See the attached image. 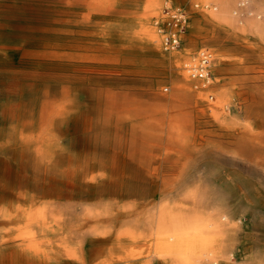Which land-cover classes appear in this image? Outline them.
Returning a JSON list of instances; mask_svg holds the SVG:
<instances>
[{
  "label": "bare ground",
  "instance_id": "1",
  "mask_svg": "<svg viewBox=\"0 0 264 264\" xmlns=\"http://www.w3.org/2000/svg\"><path fill=\"white\" fill-rule=\"evenodd\" d=\"M189 1L264 47L260 0ZM161 3L0 0V264H264V240H245L264 227V64L230 65L223 46L145 56L150 17L174 13ZM202 52L217 80L234 70L229 88L195 75ZM180 76L188 113L221 128L178 130L196 123L175 112Z\"/></svg>",
  "mask_w": 264,
  "mask_h": 264
},
{
  "label": "rangeland",
  "instance_id": "2",
  "mask_svg": "<svg viewBox=\"0 0 264 264\" xmlns=\"http://www.w3.org/2000/svg\"><path fill=\"white\" fill-rule=\"evenodd\" d=\"M143 1L144 0H139L140 3H142ZM166 1L170 4L169 8H171L172 10H174V8L177 6H180L184 10V12L186 13L185 19L181 24L176 23L175 24L176 26H175V25L171 24V21H169L171 19L169 16H172L171 14H169L168 17H167V15L164 16L161 14L162 18H160L158 20L156 19V21H154L155 17H153V15H152L150 17L149 23L147 25H149L150 28L154 27V32L160 36L161 40L158 39L157 42L145 43L143 45V46H145V47H143L144 49L143 48L141 49L142 51H146L145 56H149V55L153 54L150 52L151 48L152 49L154 48V50L158 51L161 55L168 54L170 52L169 51L170 48L164 49L165 46L162 45V40H163L165 35L171 34V35H174V37H176L178 39V42L180 44L178 51L182 52V54L184 56L195 53L198 49L203 48L205 46L209 47L211 50H212V48L217 49L218 47L222 48V46H223V47L230 48V51H231V49L235 50V52L233 54L228 53V54L221 55L222 56L221 61L226 60L225 62H227V61L233 62V64H230V65L255 67V66H259V65L264 64V61H263V59H264V47L258 46V44H256L257 40L253 35H249L247 37H244V35H242L241 32H237L238 36H232L231 34L225 32L224 30L212 28L209 25V23H207L206 17L204 15V11L202 10V8L194 6V4L191 3V1H189V0H186V1L185 0H163V1L160 0V2H162L160 4V11H161V8L163 7V5H165V6L167 5ZM259 2H260V5L264 6V0H262L263 3L261 2V0ZM133 18L135 19V17H133ZM154 22H156V23L154 24ZM188 22H191V24H189V27L186 26V24ZM182 25H183L182 28H184L185 30L180 32V30H181L180 28ZM175 29H176V31L178 30L182 34L183 40L180 39L178 36H176ZM202 35H207L206 36L207 37L206 42H202L201 39H204V37H202ZM216 35H217V37H216ZM188 37H192V40L198 39L197 44L196 43L195 44L188 43L187 42ZM199 41H201V42H199ZM246 42H247V44L248 43L251 44V46L253 47L252 48V50H254L253 53H249V52L245 51L247 49V47L245 46ZM131 49L135 50V48L133 49L132 46H131ZM132 57H133L132 61L131 62L129 61V64L130 65L132 64L133 67L136 65H139L140 61L137 62L138 61V54L132 53ZM218 65H219V63L217 65H214V66L218 67ZM232 71H234V70H229L228 73H225L224 75H220L218 77V80H217L215 78V76L213 75L212 69H209V77L211 79V84L215 82V83H217V87L222 86L224 88H229L228 86H231V85L227 86V84H225V82L227 79L234 76L235 73H233V75H230V73ZM148 77L151 78L152 76L148 75ZM130 78H131L132 82L134 83V81L137 79L136 73L131 72ZM180 79H181V81H182L181 83L183 85H182V88H177L175 90L177 92L179 91L178 96H177V100H175V102L177 104V106H176L177 108H175V112L177 114H179L178 119L180 121H183L184 118L186 117V115H184V114L190 112V110L193 109V106L195 109H200L201 106L198 105V102L195 101V98L192 95V90H193V88L195 89L196 87H194V85L192 86V84L190 86L189 81L186 80L185 77L183 78L182 76H180ZM232 86H234L235 90H238L240 87V84H236V85H232ZM243 88H245L246 90H250V88H248L246 86H243ZM144 98L148 99V97H146V96ZM230 100H231V104H232L231 109H230L231 110V116L234 118H239L243 122V119L246 118L245 117L246 104L242 103L241 100L237 99L236 96L233 95V93L230 94ZM208 101L212 102V99H208ZM188 114H191V113H188ZM211 115H212L211 110L206 111L204 113L198 112V114L192 113L190 117L196 123H194L193 125H191V124L190 125H183V124L177 125V128H178V130H199V131H204V132H209V131L221 128L223 125L219 121L214 120L215 121V122L213 121L214 123L210 122ZM248 122L250 124L249 128H254L252 120H248ZM192 135L193 134H191V136ZM256 173L259 175L257 177L258 178L260 177L261 180L264 182V173L259 172V171ZM245 216L249 217L251 215L246 214ZM247 231L250 233V236H249V238H247L245 240H248V241L252 240L250 238H254L256 240L259 239L258 241H261V242L264 240V227H263V225H259L257 227V229L248 228Z\"/></svg>",
  "mask_w": 264,
  "mask_h": 264
},
{
  "label": "built area",
  "instance_id": "3",
  "mask_svg": "<svg viewBox=\"0 0 264 264\" xmlns=\"http://www.w3.org/2000/svg\"><path fill=\"white\" fill-rule=\"evenodd\" d=\"M173 12H174L173 15L169 16L171 18L169 21H171L172 25H175L176 23L181 24L185 19L186 13L180 6L175 7ZM182 27L183 26H181L180 28L181 29L180 32L185 30ZM162 43L165 47L169 49L170 47L176 46L178 44V39L174 37V35L167 34L164 36ZM208 56H209V53L202 52L200 54V59H199L200 65H199V68L197 69V72L195 73L196 76L204 78L205 80H207L209 77V73L206 70V66L209 62Z\"/></svg>",
  "mask_w": 264,
  "mask_h": 264
},
{
  "label": "crops",
  "instance_id": "4",
  "mask_svg": "<svg viewBox=\"0 0 264 264\" xmlns=\"http://www.w3.org/2000/svg\"><path fill=\"white\" fill-rule=\"evenodd\" d=\"M178 47H180V44L178 43Z\"/></svg>",
  "mask_w": 264,
  "mask_h": 264
}]
</instances>
